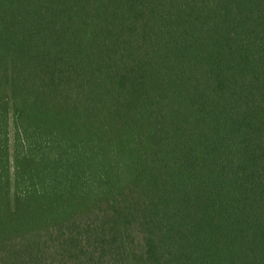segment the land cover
<instances>
[{
    "label": "trees",
    "instance_id": "obj_1",
    "mask_svg": "<svg viewBox=\"0 0 264 264\" xmlns=\"http://www.w3.org/2000/svg\"><path fill=\"white\" fill-rule=\"evenodd\" d=\"M0 264H264V0H0Z\"/></svg>",
    "mask_w": 264,
    "mask_h": 264
}]
</instances>
